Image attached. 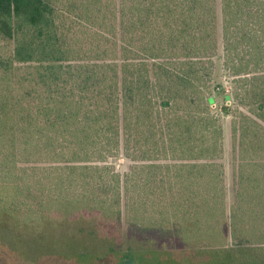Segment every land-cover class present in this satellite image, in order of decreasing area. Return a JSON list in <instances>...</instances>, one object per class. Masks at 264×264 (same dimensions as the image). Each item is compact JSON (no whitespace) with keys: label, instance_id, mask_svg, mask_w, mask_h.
Wrapping results in <instances>:
<instances>
[{"label":"trees","instance_id":"trees-1","mask_svg":"<svg viewBox=\"0 0 264 264\" xmlns=\"http://www.w3.org/2000/svg\"><path fill=\"white\" fill-rule=\"evenodd\" d=\"M0 219V264H264V0H0Z\"/></svg>","mask_w":264,"mask_h":264},{"label":"rangeland","instance_id":"rangeland-1","mask_svg":"<svg viewBox=\"0 0 264 264\" xmlns=\"http://www.w3.org/2000/svg\"><path fill=\"white\" fill-rule=\"evenodd\" d=\"M227 87H228L229 91L231 92L232 86L228 82H224L221 88H223V89H225V91H227ZM219 104L213 105V107H220ZM227 104L229 107V111L230 112L233 111V109H234L233 102H228ZM220 105H222V104H220ZM114 162H115L118 170H121V171L125 170L126 160L124 157H119L117 159L115 158ZM19 237H20L19 232L12 223L8 222L5 219H0V258L2 260H5L7 262L12 261V259H10V257L13 253H16L19 256L18 259H21L23 256L25 257L27 255H30L29 252L32 253V251L34 249L33 246H31V248H29L30 251H26V253H24L20 249ZM33 258L38 259L37 256L30 255L29 258L27 259V261L30 259H33ZM52 258H57V257H56V255H49V257L45 258V260L48 261ZM54 260L56 261L57 259H54ZM57 261H56V263H57ZM13 262H11V264H16ZM65 264H74V263H71V261H67Z\"/></svg>","mask_w":264,"mask_h":264},{"label":"built area","instance_id":"built-area-1","mask_svg":"<svg viewBox=\"0 0 264 264\" xmlns=\"http://www.w3.org/2000/svg\"><path fill=\"white\" fill-rule=\"evenodd\" d=\"M226 92H228V93L230 92L229 89H228V87H227V91Z\"/></svg>","mask_w":264,"mask_h":264}]
</instances>
